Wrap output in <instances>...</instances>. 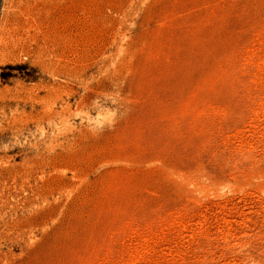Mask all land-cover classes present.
I'll return each instance as SVG.
<instances>
[{"label":"rangeland","instance_id":"rangeland-1","mask_svg":"<svg viewBox=\"0 0 264 264\" xmlns=\"http://www.w3.org/2000/svg\"><path fill=\"white\" fill-rule=\"evenodd\" d=\"M0 264H264V0H0Z\"/></svg>","mask_w":264,"mask_h":264}]
</instances>
